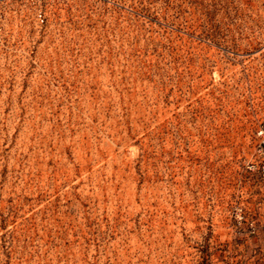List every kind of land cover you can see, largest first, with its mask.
I'll use <instances>...</instances> for the list:
<instances>
[{
    "label": "rangeland",
    "instance_id": "1",
    "mask_svg": "<svg viewBox=\"0 0 264 264\" xmlns=\"http://www.w3.org/2000/svg\"><path fill=\"white\" fill-rule=\"evenodd\" d=\"M263 128L264 0H0V264H264Z\"/></svg>",
    "mask_w": 264,
    "mask_h": 264
},
{
    "label": "built area",
    "instance_id": "2",
    "mask_svg": "<svg viewBox=\"0 0 264 264\" xmlns=\"http://www.w3.org/2000/svg\"><path fill=\"white\" fill-rule=\"evenodd\" d=\"M260 133L264 135V128L261 130ZM263 181H264V165H263ZM251 227L253 228V226H251Z\"/></svg>",
    "mask_w": 264,
    "mask_h": 264
}]
</instances>
